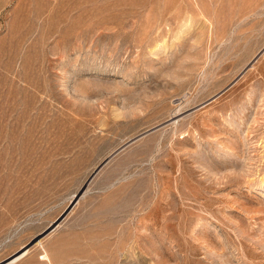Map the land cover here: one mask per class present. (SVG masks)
<instances>
[{"label":"rangeland","instance_id":"obj_1","mask_svg":"<svg viewBox=\"0 0 264 264\" xmlns=\"http://www.w3.org/2000/svg\"><path fill=\"white\" fill-rule=\"evenodd\" d=\"M0 264H264V0H0Z\"/></svg>","mask_w":264,"mask_h":264}]
</instances>
